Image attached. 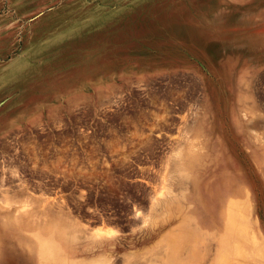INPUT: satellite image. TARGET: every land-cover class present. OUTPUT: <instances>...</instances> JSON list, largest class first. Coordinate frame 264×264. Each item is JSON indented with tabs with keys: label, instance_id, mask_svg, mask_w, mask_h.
Returning <instances> with one entry per match:
<instances>
[{
	"label": "rangeland",
	"instance_id": "1",
	"mask_svg": "<svg viewBox=\"0 0 264 264\" xmlns=\"http://www.w3.org/2000/svg\"><path fill=\"white\" fill-rule=\"evenodd\" d=\"M227 1L0 0V204L34 264H264V183L210 91Z\"/></svg>",
	"mask_w": 264,
	"mask_h": 264
},
{
	"label": "crops",
	"instance_id": "2",
	"mask_svg": "<svg viewBox=\"0 0 264 264\" xmlns=\"http://www.w3.org/2000/svg\"><path fill=\"white\" fill-rule=\"evenodd\" d=\"M227 2L246 6L247 11L242 15L245 29L239 34L243 37L235 40L237 46L228 49L227 60L223 59L221 65L235 70L224 71L223 79L214 83L210 91L229 100L227 108H219L217 122L227 125L243 148L254 178L264 183V0ZM214 52L219 55L223 51L219 48ZM208 108L209 100L199 121L209 117ZM196 127L200 129L199 124ZM10 194L18 197L27 195L17 189ZM13 217L12 212L0 204V264H34L37 262L35 253L38 252L36 242L29 239L28 229L22 220H8Z\"/></svg>",
	"mask_w": 264,
	"mask_h": 264
},
{
	"label": "flooded vegetation",
	"instance_id": "3",
	"mask_svg": "<svg viewBox=\"0 0 264 264\" xmlns=\"http://www.w3.org/2000/svg\"><path fill=\"white\" fill-rule=\"evenodd\" d=\"M27 173H29V172H27ZM45 180H47V179H44V181H45ZM34 181H35V182H39V181H37L36 179H34ZM50 184H52V183H50ZM46 188H48L50 192H55V193L58 192V191H57L58 189L55 188V187L47 186ZM63 194H65V195H69V194H70V191L64 192ZM57 195H60V194L58 193Z\"/></svg>",
	"mask_w": 264,
	"mask_h": 264
},
{
	"label": "bare ground",
	"instance_id": "4",
	"mask_svg": "<svg viewBox=\"0 0 264 264\" xmlns=\"http://www.w3.org/2000/svg\"><path fill=\"white\" fill-rule=\"evenodd\" d=\"M9 221L11 222H17L18 220L17 219H14V221H12L11 219H8ZM109 233H111L110 231H108Z\"/></svg>",
	"mask_w": 264,
	"mask_h": 264
}]
</instances>
